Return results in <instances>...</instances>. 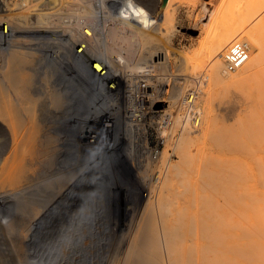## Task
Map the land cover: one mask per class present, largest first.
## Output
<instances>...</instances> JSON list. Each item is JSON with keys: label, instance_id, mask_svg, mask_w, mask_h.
Segmentation results:
<instances>
[{"label": "bare ground", "instance_id": "obj_1", "mask_svg": "<svg viewBox=\"0 0 264 264\" xmlns=\"http://www.w3.org/2000/svg\"><path fill=\"white\" fill-rule=\"evenodd\" d=\"M204 2L0 0V264H264V0Z\"/></svg>", "mask_w": 264, "mask_h": 264}, {"label": "rangeland", "instance_id": "obj_2", "mask_svg": "<svg viewBox=\"0 0 264 264\" xmlns=\"http://www.w3.org/2000/svg\"><path fill=\"white\" fill-rule=\"evenodd\" d=\"M192 6H193V4L191 2L184 3V5H183L184 9L182 8L183 13L181 12V16H180V20H179L182 28H181V31L179 32V36L177 37V41L175 42L174 49L176 50L175 51L176 53H178V52L183 53L182 55H186L187 53L192 54L193 51L198 50L200 47L201 39H202V34H200L199 31L187 28L189 26L188 19L191 20L196 15L195 12L192 13L193 12ZM203 6L205 7L206 10L208 9L207 10L208 12L210 11V13H214L215 10H217V8L219 9L220 7H222V0H205ZM183 14H184V16H183ZM189 14H191V15L189 16ZM179 55H180V53L176 54L177 57ZM175 60L176 59H173V61H171V63L172 62L174 63ZM174 66H175V63L173 64V67ZM175 67H174V69L171 68L172 70H170L169 72L167 71L169 75L172 72L174 73Z\"/></svg>", "mask_w": 264, "mask_h": 264}, {"label": "built area", "instance_id": "obj_3", "mask_svg": "<svg viewBox=\"0 0 264 264\" xmlns=\"http://www.w3.org/2000/svg\"><path fill=\"white\" fill-rule=\"evenodd\" d=\"M246 56V50L243 48H240L239 46L237 47H232L231 53H230V58L233 60L236 64L240 63Z\"/></svg>", "mask_w": 264, "mask_h": 264}]
</instances>
